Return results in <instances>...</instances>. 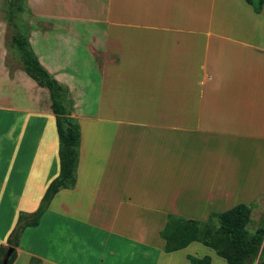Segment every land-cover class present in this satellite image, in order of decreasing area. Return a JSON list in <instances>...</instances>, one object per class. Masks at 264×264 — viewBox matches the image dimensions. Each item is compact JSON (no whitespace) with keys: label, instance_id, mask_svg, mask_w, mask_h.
<instances>
[{"label":"crops","instance_id":"1","mask_svg":"<svg viewBox=\"0 0 264 264\" xmlns=\"http://www.w3.org/2000/svg\"><path fill=\"white\" fill-rule=\"evenodd\" d=\"M74 1L73 17L100 24L85 41L52 13L30 42L73 99L77 180L23 230L12 264H227L199 241L166 252L160 230L169 213L206 220L264 194V5L93 0L98 18ZM8 62L0 47V248L60 170L49 90Z\"/></svg>","mask_w":264,"mask_h":264},{"label":"trees","instance_id":"2","mask_svg":"<svg viewBox=\"0 0 264 264\" xmlns=\"http://www.w3.org/2000/svg\"><path fill=\"white\" fill-rule=\"evenodd\" d=\"M246 1L256 12L262 10L264 0ZM22 2L23 0H8V21L15 28L17 26L14 20L23 10ZM13 42L20 52L24 70L38 84L49 90L59 137L60 170L48 185L37 209L30 213L20 212L17 225L7 239V245L0 248V264L9 247H13V250L8 264L14 262L17 256L16 247L23 230L27 226L38 224L41 215L60 189L72 188L76 184L81 140L80 126L76 119L70 116L74 102L68 87L56 79L40 62L27 35L16 29ZM251 211L250 204L239 203L225 211L212 212L206 220L169 213L165 226L160 230V236L165 240L164 250L171 252L186 247L192 241H199L213 248L227 264H264V225H260L253 232L248 229ZM188 259L193 264H211L209 255L202 258L188 255ZM30 263L41 264V259L31 257Z\"/></svg>","mask_w":264,"mask_h":264},{"label":"rangeland","instance_id":"3","mask_svg":"<svg viewBox=\"0 0 264 264\" xmlns=\"http://www.w3.org/2000/svg\"><path fill=\"white\" fill-rule=\"evenodd\" d=\"M74 0H23V10L19 12V16L14 20V25H10L8 21V0H0V47L1 51L6 49L8 64H20V52L17 46L13 42V37L15 35L16 29L20 30L23 34L27 35L30 40L31 33L37 32L38 30L45 29L48 26V17L50 14L54 13L60 21L59 24L63 26H74V33L76 37V41H85L89 34H86L85 30L89 28H93L95 26H99L100 24L96 22L84 21L86 15L75 18L72 16L78 13L75 8ZM93 2V6L90 8L89 12L86 13L87 16H95L100 18L103 13L102 2ZM264 5V4H263ZM253 7V6H252ZM254 9V8H253ZM255 11V10H254ZM262 11V10H261ZM260 11V12H261ZM83 12V10L81 11ZM256 12V11H255ZM259 13V12H257ZM101 15V16H100ZM56 19V22L58 20ZM38 29V30H37ZM33 31V32H32ZM90 31V30H88ZM98 60H102L103 58L111 59V56L108 54H97ZM67 103V101H65ZM74 109V107H73ZM72 114V113H71ZM70 116L75 119L72 115ZM9 118V117H7ZM9 124V120L6 119L4 121V128ZM1 131V125H0ZM3 195H1L2 199ZM3 201L8 205H13L14 198L12 195H5ZM251 218L247 227L250 231H255L260 225H264V194L258 196L251 204ZM22 212V211H20ZM19 212V214H20ZM18 214V216H19ZM16 225L18 222V217L16 218ZM15 225V226H16ZM14 226V227H15ZM264 242V238H263ZM218 259L221 261H226L218 256ZM214 264H221L219 260L215 261Z\"/></svg>","mask_w":264,"mask_h":264},{"label":"water","instance_id":"4","mask_svg":"<svg viewBox=\"0 0 264 264\" xmlns=\"http://www.w3.org/2000/svg\"><path fill=\"white\" fill-rule=\"evenodd\" d=\"M12 250H13V247H9L8 248L6 254H5L4 258H3L2 264H8L9 256H10Z\"/></svg>","mask_w":264,"mask_h":264}]
</instances>
